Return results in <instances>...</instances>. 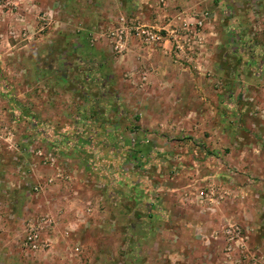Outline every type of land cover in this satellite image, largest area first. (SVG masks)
Instances as JSON below:
<instances>
[{
	"label": "rangeland",
	"instance_id": "1",
	"mask_svg": "<svg viewBox=\"0 0 264 264\" xmlns=\"http://www.w3.org/2000/svg\"><path fill=\"white\" fill-rule=\"evenodd\" d=\"M182 3L211 12L203 63L115 53L121 18L165 26L159 0H0V120L45 122L56 148L28 183L44 208L12 213L24 256L40 233L26 264H264V106L234 78L264 57V0Z\"/></svg>",
	"mask_w": 264,
	"mask_h": 264
},
{
	"label": "crops",
	"instance_id": "2",
	"mask_svg": "<svg viewBox=\"0 0 264 264\" xmlns=\"http://www.w3.org/2000/svg\"><path fill=\"white\" fill-rule=\"evenodd\" d=\"M253 25L254 24H252V26ZM262 30L264 31V19H262ZM132 47L134 49L132 57L134 56L133 58H135L138 55L137 42H134ZM260 47L264 48V43H262ZM254 48L256 49V47H253L250 50L252 55L245 59L243 72L238 71L235 73L234 78L235 80H245L244 91L250 93V96L261 95L260 102L261 105L264 106V57L258 59L255 56V52L253 55L252 50H254ZM36 49L40 50L41 46L38 45ZM128 59H130V57ZM130 63L133 65L132 60H130ZM260 110L261 111L258 112L259 116L264 113V107L260 108ZM3 111L4 120H0V264H26L30 258H33V255L28 253L30 257H28V255L26 257L24 253H22L23 250L21 251L20 248L23 236L19 234V226H21L19 222H21V220L18 218L14 219L12 213L14 210L20 215L21 212L19 210L21 209L44 208V204L38 202L34 205L33 202L28 199L27 194L29 196L30 191L28 183H31L32 186L38 183H42V185L45 183V173L51 175L52 169L45 168V166L48 165L41 161V157L37 152H43L45 148H52V151H55L56 148H54L55 143H51L49 140L47 141L41 131L45 122L30 124V122H26L25 120L14 121L9 111ZM256 113L255 111V114ZM0 114H2L1 108ZM261 119H263L261 122L252 123L254 129L259 128L261 131L264 130V118ZM60 126L59 124L58 127ZM32 128H35L38 133L34 134V137H28V132ZM4 130H6V132ZM10 134L11 137H9ZM257 137L259 139L257 141L254 139V144L258 142L260 146L264 145L261 136ZM262 139L264 140V135H262ZM62 149L63 148L59 147V152H57L60 153L61 151H65ZM47 169H49V171ZM58 169L63 172H69V170H71L64 165H60ZM58 169L56 170L59 171ZM47 179L50 180L49 178ZM21 181L24 183L22 184ZM62 184L66 183H60L57 188L53 187L51 190H55L54 192H59L60 190L67 191L68 188L62 186ZM16 195L24 196L17 199L15 197ZM105 200L106 199H104V203ZM108 204L109 203L106 202V205ZM259 248H261V246H259ZM262 249L264 251V248ZM19 258L21 259L19 260ZM26 258H28V260H25ZM41 258L44 257L41 256Z\"/></svg>",
	"mask_w": 264,
	"mask_h": 264
},
{
	"label": "built area",
	"instance_id": "3",
	"mask_svg": "<svg viewBox=\"0 0 264 264\" xmlns=\"http://www.w3.org/2000/svg\"><path fill=\"white\" fill-rule=\"evenodd\" d=\"M194 0H185V2ZM205 1V0H198ZM160 12L165 19V26L160 29L155 25H143L135 19L121 18L117 27L110 30L108 38L114 45L115 53L122 55L127 53L132 42H138L140 48H161L165 42H171L177 51V59L186 64L194 65L203 63V55L206 50L204 31L210 20L211 12L208 9L196 10L191 3L183 4L182 0H159ZM170 8V9H169ZM264 13V12H263ZM178 22V24H176ZM180 54V55H179ZM182 62V63H183ZM41 161L49 166H55L54 159L44 156L42 151L37 152ZM52 181L48 180V184ZM40 233L31 228L27 234L24 251H38Z\"/></svg>",
	"mask_w": 264,
	"mask_h": 264
}]
</instances>
